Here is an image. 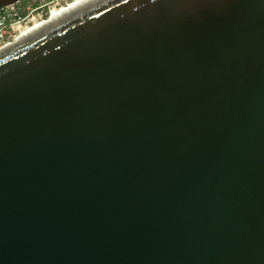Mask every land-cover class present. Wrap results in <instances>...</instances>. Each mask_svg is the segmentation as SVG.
I'll list each match as a JSON object with an SVG mask.
<instances>
[{
  "label": "water",
  "instance_id": "water-1",
  "mask_svg": "<svg viewBox=\"0 0 264 264\" xmlns=\"http://www.w3.org/2000/svg\"><path fill=\"white\" fill-rule=\"evenodd\" d=\"M0 264H264V0H102L1 53Z\"/></svg>",
  "mask_w": 264,
  "mask_h": 264
},
{
  "label": "rangeland",
  "instance_id": "rangeland-1",
  "mask_svg": "<svg viewBox=\"0 0 264 264\" xmlns=\"http://www.w3.org/2000/svg\"><path fill=\"white\" fill-rule=\"evenodd\" d=\"M72 1L74 0H22L16 5L6 8L0 13V40L1 36L5 34L10 38L0 42V48L4 47L7 42L13 43L16 37L21 36L24 31H28L30 28L35 29L36 25L41 22H47L52 11L63 6H65V13L73 11L74 9L66 7ZM31 32L34 31L28 32L23 37Z\"/></svg>",
  "mask_w": 264,
  "mask_h": 264
},
{
  "label": "bare ground",
  "instance_id": "bare-ground-1",
  "mask_svg": "<svg viewBox=\"0 0 264 264\" xmlns=\"http://www.w3.org/2000/svg\"><path fill=\"white\" fill-rule=\"evenodd\" d=\"M102 0H74L72 2H70L69 4L66 5V7H68L69 9H74L73 11L71 12H68V13H65V6L57 9V10H54L50 13V17L49 19L47 20V22H41V24H37L35 29H32L30 28L28 31H24V33H20L21 36H17L16 37V40L13 42V43H9V44H6L4 47L0 48V54L3 53L6 49H9L10 47H12L14 45V43H21L23 42L25 39L33 36L34 34L38 33L39 31H41L42 29H45L47 27H49L50 25H52L53 23L61 20V19H64L70 15H73L79 11H81L82 9L86 8V7H89L91 5H94L98 2H100ZM64 13V14H63ZM41 26V27H40ZM36 30V31H35ZM30 31H34V32H31V34H28L27 36L23 37L25 34H27L28 32Z\"/></svg>",
  "mask_w": 264,
  "mask_h": 264
},
{
  "label": "built area",
  "instance_id": "built-area-1",
  "mask_svg": "<svg viewBox=\"0 0 264 264\" xmlns=\"http://www.w3.org/2000/svg\"><path fill=\"white\" fill-rule=\"evenodd\" d=\"M6 9V8H5ZM5 9H2L1 11H0V13L2 12V11H4ZM2 37V39L0 40V42H2L3 40H8L10 37H8L6 34L5 35H2L1 36ZM8 43H10V42H7V43H5L4 45H6V44H8Z\"/></svg>",
  "mask_w": 264,
  "mask_h": 264
}]
</instances>
